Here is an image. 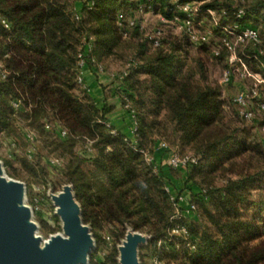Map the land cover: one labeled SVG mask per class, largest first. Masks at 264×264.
Wrapping results in <instances>:
<instances>
[{"label": "trees", "instance_id": "16d2710c", "mask_svg": "<svg viewBox=\"0 0 264 264\" xmlns=\"http://www.w3.org/2000/svg\"><path fill=\"white\" fill-rule=\"evenodd\" d=\"M200 1L0 0V21L9 23L7 29L0 22L9 71L0 83V129L13 133L14 113L28 106L25 118L30 126L63 139L54 147L67 159L61 180L73 185L83 220L94 230L113 225L118 239L127 226L146 232L151 246L162 242L160 249L168 244L182 249L180 258L172 256L176 264H264V151L240 125L250 122L241 116L235 98L222 97L210 74L211 65L231 70V81L225 85H233L235 75L240 77L245 68L259 74L263 83L257 87L254 107L264 100V0H207L193 20L198 34L207 38L199 43L187 31L162 36L156 30L145 35L134 19L136 12L153 11L164 24L176 26V18H185L181 5ZM78 2H84L80 8ZM148 6L151 11L142 10ZM240 9L245 12L242 18L237 16ZM209 10L216 13L217 22ZM235 24L255 29L259 41H237L240 31H224ZM128 37L137 46L117 93L135 118L137 130L131 138L108 124L114 108L98 107L78 82L80 54L87 55V66L109 72V59L119 63L125 57L119 47ZM229 46L237 58L233 64ZM241 81L252 82L254 88L252 77ZM14 102H20L18 109ZM257 117L264 118V111H256L253 121ZM57 124L66 129L65 137ZM162 139L190 147L198 158L186 167L189 181L194 175L207 178L232 162L236 177L223 187L196 193L189 186L192 201L200 208L199 220L173 218L174 204L166 189L173 169L162 167L156 173L145 163L141 151L154 154L159 163L167 158L155 146ZM85 143L94 150L90 158L75 151ZM244 157L251 170L242 173L233 160ZM21 164L29 174H46L39 161L23 157ZM254 194L260 199L255 201ZM182 223L188 236L171 235ZM116 257L113 250L107 263L117 264Z\"/></svg>", "mask_w": 264, "mask_h": 264}, {"label": "rangeland", "instance_id": "374dc122", "mask_svg": "<svg viewBox=\"0 0 264 264\" xmlns=\"http://www.w3.org/2000/svg\"><path fill=\"white\" fill-rule=\"evenodd\" d=\"M201 1L207 2V0ZM83 3L84 2H78V8H80ZM134 19H136V21L139 23V25L145 32V35H151L156 30L162 31V36L170 34L178 35L181 33L177 26L164 24L160 16L153 13V11L136 12L134 14ZM0 22L2 24V19ZM82 42H84L83 38ZM136 46L137 43L133 38H124L120 44L119 51L120 53H124L125 57L119 63L113 61L114 59H109L108 61L111 66V71L109 72L116 73L118 76L117 81L119 83H116L118 84V86L121 85L120 80L125 76V74L127 75L129 72L130 65L134 58V51L136 49ZM6 56L7 54L3 50L2 44L0 42V83H3L6 76H8L7 74L9 73L7 64L5 62ZM210 74L212 78H214L218 82L222 92V97L227 98L230 101H233L238 93L253 88L252 82H242L241 78L237 74L235 75L233 85H225V83H223V76L225 74L223 65H211ZM29 111L30 107L27 106L23 109L22 112L14 113L13 133H9V129H0V162L4 167L5 175L7 176V178L25 184V205L30 207L32 210V221L37 225L38 236L42 239V242L44 244L52 236L64 235L62 220L57 215V207L54 205L51 197L53 194L60 193L65 186L72 184L62 182L61 172L66 165L67 159L60 156V154L54 149L55 144L61 142L63 139L54 133H49L47 131L46 133H42L36 127L30 126L29 121H27L25 118V115L29 113ZM262 121H264L263 117H257L256 120L250 123L240 122V125L242 127H246V129L250 132L252 143L259 145L260 148L264 151V124H262ZM61 126L62 125H59V127L63 129V126ZM156 141L157 142L155 146H157V149H162V147L160 146L162 143L166 145V149L160 150V154L162 156L166 155L168 158L172 154H177L181 158H196L194 152L190 149V147H183L180 143L171 144L163 139ZM75 151L85 158H90L92 154H94V150L90 143H85L76 147ZM23 157H27L32 161H39L41 163V166L44 167L46 174L43 175L42 173H40V171H38V174H29L21 164V158ZM55 161L58 162L56 163ZM233 161L237 166V171L243 173V171L246 172L248 170H251V167H249L247 163V157H244L243 159L238 158L237 160ZM231 163L232 162L224 163L222 166L218 167L216 171H214L211 175H208L207 178L204 179L199 175H194L195 181L188 180V172L186 168L181 167L180 169H173L169 171L171 180L169 181V183H167L166 189L168 191L171 190L172 193L186 195L187 203L182 205L183 210H185L184 208L187 207L189 203L196 206V210L193 213H191L189 216H186V218L183 217L178 220L184 218L187 219V221L200 219V208L196 202L192 201V190H190L189 186L193 187V189L197 191L196 193H198L202 188L204 190H207L209 188L223 187L224 185H226L230 177H236L231 173ZM253 163L255 164V160L253 161ZM254 195L255 198L253 199L255 201L260 199L259 194ZM171 201L173 200L171 199ZM205 201H208V198H205ZM174 209L176 213L175 205ZM200 223L203 224V221H200ZM86 225L90 227L96 244V248L90 256L89 264H113L112 261L107 263L108 258L113 253V250L117 251L116 263L120 264L119 248L122 245L123 241H125L126 235L129 231L141 233L149 238L147 244L142 246L140 249V264H155L156 260L161 262L162 264H176V261L172 259V256L177 255L180 258L182 256L181 254L183 253L181 252L182 249L174 250L173 246L169 244L165 245L164 249L158 248L159 245L154 243L151 246L152 239L148 233L134 230L130 226H127L125 228L123 237L118 239L117 228L113 225H107L98 230H94L90 224ZM179 226H183L186 228L183 223L179 224ZM193 236L195 237L194 240L198 242L199 238L195 234H193Z\"/></svg>", "mask_w": 264, "mask_h": 264}, {"label": "water", "instance_id": "95a60500", "mask_svg": "<svg viewBox=\"0 0 264 264\" xmlns=\"http://www.w3.org/2000/svg\"><path fill=\"white\" fill-rule=\"evenodd\" d=\"M51 198L64 235L52 236L43 244L32 210L25 205V184L7 178L0 162V264H89L96 244L73 186H65ZM148 240L129 231L119 248L120 264H140V249Z\"/></svg>", "mask_w": 264, "mask_h": 264}, {"label": "built area", "instance_id": "2783aa9c", "mask_svg": "<svg viewBox=\"0 0 264 264\" xmlns=\"http://www.w3.org/2000/svg\"><path fill=\"white\" fill-rule=\"evenodd\" d=\"M237 1V0H233ZM205 3V1H200V2H186L181 5V10L183 14L185 15L184 19L176 18L173 24H175L180 31H187L191 37V40L194 43H199L200 41H204L207 38L206 37H201L198 32L194 28L193 20L195 15L200 11L201 6ZM93 5V3H92ZM150 10L151 7H143L142 10ZM209 14L213 17V20L217 22L216 18V13L212 10L208 11ZM237 16L242 18L245 16V12L243 9H240L237 13ZM122 18V16H120ZM2 24L5 26V28L9 29V23H7L6 20H2ZM133 23H131L132 25ZM225 32H236L240 31V34L237 36V41H248V42H253L256 43L259 41L258 33L255 29L253 28H243L242 25L240 24H235L232 27H225L223 28ZM150 39L152 37H149ZM155 45H158L156 42ZM88 51L91 52L93 50L92 45H88L87 47ZM229 49L232 51L230 57H229V62L233 64L237 58L234 53V50L231 46H229ZM87 55L80 54V67H81V72L82 69L87 66V60L84 58ZM94 61V60H93ZM231 75L232 71L227 70L223 76V83L228 84L231 81ZM240 77L243 79H247L249 77H252L254 79V88L251 91L244 90L240 93H238L235 96V102L236 104L240 107V114L243 117L244 120L251 122L255 118L256 111H264V100L259 103L258 107H254L253 99L256 97H259V93L257 91V87L263 83V80L261 79L259 74H252L250 73L246 68L243 71H240ZM79 84H81L84 88V79L83 75L81 73V76L79 77L78 80ZM15 108H19L20 102H14L13 103ZM136 123L133 128V136L136 133ZM59 133L62 137H65L67 135V131L64 129H59ZM263 136H264V127H263ZM136 142L133 141V147H135ZM162 149H166V145L162 143L160 145ZM161 149V148H160ZM141 154L144 157L145 163L152 167L154 172L159 173L162 167H168L170 169H180L181 167L186 168L188 164L190 163H197L198 159L195 157H186V158H181L177 154H172L170 157L164 159L162 163H159L155 157L154 154L149 153L148 151H141ZM56 163L58 161H55ZM171 193V199L173 200V203L176 207V213H175V219H180L186 216H189L191 213H193L196 210V206L194 204L189 203L187 207H185L183 210L182 205L187 203L186 195L185 194H178V193H172L171 190H169ZM171 235H184L188 236V231L185 227L183 226H176L170 231ZM159 246H162V242L158 243ZM190 246V245H189ZM155 264H162L159 261H155Z\"/></svg>", "mask_w": 264, "mask_h": 264}, {"label": "crops", "instance_id": "0c3cea01", "mask_svg": "<svg viewBox=\"0 0 264 264\" xmlns=\"http://www.w3.org/2000/svg\"><path fill=\"white\" fill-rule=\"evenodd\" d=\"M84 85L89 91L98 107L105 104L114 108L108 116V124L122 134L133 137L135 118L122 103L121 96L117 93L119 88L117 74L110 72H99L94 67L85 66L82 69Z\"/></svg>", "mask_w": 264, "mask_h": 264}]
</instances>
